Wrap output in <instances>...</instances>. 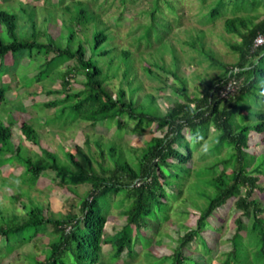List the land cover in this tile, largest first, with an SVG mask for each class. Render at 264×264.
<instances>
[{"label": "trees", "instance_id": "16d2710c", "mask_svg": "<svg viewBox=\"0 0 264 264\" xmlns=\"http://www.w3.org/2000/svg\"><path fill=\"white\" fill-rule=\"evenodd\" d=\"M32 1H19V13L15 5L14 11L2 7H12L8 0L0 2V32L4 30L7 35L5 39L0 34V80L7 76L15 82L12 85L7 79L0 86V171L6 163L17 160L23 172L12 173L17 177L13 184L20 182L26 188L10 196L21 211L10 212L11 207L0 206V236L5 239L0 245V262L38 233L48 232V249L42 259H34L37 264H112L124 252L132 257V263L145 264L133 260L139 258L136 255L143 247L155 259L153 263L147 258V264H211L210 255L201 256L214 249L208 234L215 228V217L221 219L218 225L222 232L225 218L218 215L219 210L233 203L241 215L235 218L232 248L222 264H263L264 150L253 152L250 135L262 133L259 144L264 146V101L252 111L246 98L251 94L253 99H264V45H254L255 38L264 34V0H202L206 8L202 12L209 11L210 21L231 7L235 14L225 19L224 27L239 40L229 42L238 57L234 63L223 62L212 51H205L198 46L201 41L188 42L211 66L221 68L198 92L190 91L188 78L179 70L175 47L168 40L176 25L166 24L165 15L176 12L181 20L183 17L174 0H151L139 11L147 20L139 21L138 27L128 32L130 38L123 45L116 37L128 20L123 22L120 14L114 24L107 23L103 11L109 0ZM119 1L123 8L137 3ZM53 26L58 27V33L52 31ZM169 46L173 49L171 67L165 60ZM34 55L43 56L40 66L21 76L20 63ZM8 56L11 61H7ZM69 60L73 63L64 65ZM140 60L144 73L161 83L158 94L169 90L161 94L169 100L164 110L156 94H140ZM78 75L83 76V83L74 88L71 85ZM232 75L240 78L239 89L222 96ZM169 76L171 83L167 82ZM114 78L119 79L116 94L109 87ZM54 81L60 86L52 87ZM36 84L43 87V92L56 96L50 101L32 99L29 103L38 110L42 106L55 109L46 125L50 121V126H62L63 121L68 123L66 126L75 122L116 126L111 140L103 142L101 135L95 139L100 160L78 147L75 152H67V162L62 163L51 149L28 154L22 144L13 142V126L20 122L24 136L40 144L34 123L22 117L28 109L24 98L39 94L33 89ZM10 91L14 98L8 97ZM152 125L158 133L144 145L126 144L125 133L144 132ZM212 129L220 134L209 141ZM205 142L207 148L200 150ZM196 151L199 157L211 155L213 159L205 164L204 173L190 180L196 173ZM49 172L54 173L57 186L78 195L72 205H77L78 211L70 208L53 212L29 196L30 187ZM80 185L85 186L83 192L75 189ZM24 194L26 202L20 200ZM185 206L194 207L197 217L193 224L183 222L181 226L182 221H172V211L180 212L177 219L182 220L191 213ZM113 208L123 218L121 227L108 234L106 225ZM170 224L181 226L177 244L172 253L155 256L153 248L164 245L165 238L172 235ZM194 242L201 244L200 253H187Z\"/></svg>", "mask_w": 264, "mask_h": 264}, {"label": "rangeland", "instance_id": "374dc122", "mask_svg": "<svg viewBox=\"0 0 264 264\" xmlns=\"http://www.w3.org/2000/svg\"><path fill=\"white\" fill-rule=\"evenodd\" d=\"M19 1H22L23 3L27 2L28 0H8L12 4V7L10 5L2 7L9 8L10 10L14 9L13 5H15L16 12L19 11L20 3ZM37 1V0H35ZM98 2H101L103 0H97ZM213 0H207V3H212ZM2 2V0H0ZM34 2V0L32 1ZM136 4L129 3L127 8H123L120 5L119 0H109L108 5L104 9L103 17L106 19L108 24H114L117 20V18L120 16V14L123 17V22L127 26H124L121 28V30L118 31L116 40L119 44L123 45L127 43L128 39L130 38L131 33H128L131 30H134L133 28H137L139 25V21H146L147 18L145 16H141L140 10H143L147 8L151 0H137ZM174 4L176 9L179 10L180 14H183L182 20L181 16L175 13H169L168 15H165L166 19L164 22L166 24H169L171 26L176 25L173 27L172 32L168 35V40L174 45L176 54L178 56L179 61V70L188 78V85L189 89L192 92H198L200 89L206 84V82L210 81L215 75L219 74L221 72V68L219 66H211L209 64V61L207 58H203L202 54H198V51L196 49H193V47H190L188 42H190L192 39H196L197 41H201V44L198 43V46H201L204 48L205 51H212V53L220 58L223 62L226 63H234L237 61V54L233 52L229 47L230 41H236L239 40V38L234 35V33L226 32L224 27V21L227 17L234 15L235 13L232 11L231 7L229 6V9L226 13H221L219 17L214 19V21H210L211 17L209 16V11H205L206 9L203 6L202 0H174ZM1 6V5H0ZM208 8V7H207ZM14 11V10H12ZM165 12H168L167 8H165ZM202 12V13H201ZM237 12V11H236ZM131 13H134L136 16L131 17ZM263 13V12H261ZM240 12L238 13V15ZM201 21H210V22H201ZM20 23L21 20L19 21ZM178 24V25H177ZM114 27V26H112ZM115 28V27H114ZM58 27L53 26L52 31L55 33H58ZM1 35L4 36L5 39H7V35L4 30L0 32ZM172 51L171 46L168 47L167 52L165 54V60L166 65L168 67H171L170 62L172 63ZM30 55L29 53H27ZM31 56V55H30ZM194 56L195 58H192ZM43 56L41 55H34L32 57L24 58L22 62L20 63V73L22 75L30 74L29 70L36 69L41 64V59ZM145 57H149L148 53H145ZM7 61H11V57H7ZM73 63L72 61L65 62L64 65H71ZM143 63V60H140L137 62V66L139 68L138 70V77L141 78L143 85L142 89L140 90V94L144 95L145 93H153L158 96V102L161 108L164 110L168 104L169 100L164 95H161L163 92L164 94H168L169 90H160L159 94L157 91V86L161 85V83L157 79H151L144 73L143 69H141V64ZM147 63V62H146ZM9 64V63H7ZM8 68V67H7ZM11 69V68H8ZM9 71V70H8ZM2 76V73H0V77ZM8 79L7 76H3V80H0V86L3 83H6V80ZM77 80H74L72 83V87L78 88L82 86L83 83V76L78 75L76 76ZM10 84H14L15 82L13 79H8ZM169 83H171L172 76H169L168 78ZM5 81V82H3ZM52 87H59L60 84L58 81H54L51 85ZM119 86V79L114 78L113 82L109 85L112 92L116 94V90ZM43 87L41 85H35L33 89L37 90L39 94H35V96L32 97H26L24 98V101L27 103L28 109L22 113V117L24 119H31L34 123V126L38 132V139L40 144H34L30 142L23 134V132L20 129V122L15 123L13 126V142L18 145L22 144L23 150H25L28 154L33 153H40L41 148H48L53 151H55L61 162L66 163L67 162V152H75L78 147H82L86 151L93 153L95 155V158L100 160V157L97 156V145L95 142V139L98 135H101L100 139L102 138L103 142H107L111 140L116 135V126L114 124H111L110 127H107L106 125H97L93 126L89 123L85 122H75L70 125H67L68 123H65L62 121V126H57L56 124L54 126H50L52 122H48L46 125L45 121L51 120V117L54 115L55 109L52 107H45L42 106L41 108L36 109L33 104H29L32 99H37L39 101H47V100H53L56 96L55 94H47L43 92ZM41 91V92H40ZM14 92L10 91L8 92V97L14 98ZM251 94L246 98L250 102L252 111H255L256 108L261 104V102L264 101V99L258 98V100L251 98ZM246 102V101H245ZM2 114H0V119H2ZM157 132L156 126L152 125L149 128H147L144 132H132V133H125L124 139L126 144L129 145V147H139L145 144V141L150 139L152 135H155ZM220 132L212 129V133L209 136V141L212 139H216L217 136H219ZM263 134L252 132L250 135V145L254 151H261L264 150V146L259 144V140L262 139ZM208 146V145H207ZM206 142L203 143L199 149L203 150L204 148H207ZM199 151V150H198ZM225 151L221 153V155L224 154ZM199 153H202L199 151ZM199 153L196 151L194 153L193 157V166L196 168V173L193 174V176L190 178V180H194L195 177L200 176L202 173L206 171V166L211 158V155H207L205 158L199 157ZM96 167L98 168V164L95 163ZM230 168H228L229 170ZM23 172V166L17 161L13 160V162L6 163V165H3L2 171H0V206L1 207H11L10 212H16L21 211L18 205L13 204L11 202V194L21 191L25 187L22 186L20 182L19 184H13V182L16 181L17 177L14 178V174L12 173H20ZM50 175L46 174L45 177H41L38 183L35 186L30 187L29 190V196L35 198L36 200L42 202V204L45 206V209H50L53 212L55 211H61V212H67L68 209H73L75 211H78V206L76 207L72 206L75 205L76 200L78 198V195L76 193H73L72 190H67L64 188H60L56 185L57 182H55V179H53L54 173L49 172ZM206 175V174H205ZM264 185V183H262ZM27 187V186H26ZM77 189L79 192H83L85 189L84 185L77 186ZM195 192V191H194ZM196 193V192H195ZM260 194V192H258ZM187 194L185 191L184 196ZM262 195V194H260ZM192 196H194L192 194ZM263 196V195H262ZM27 196L24 194V196H21L20 200L27 201ZM200 204L203 203V200H198ZM17 203V202H15ZM187 209H190L191 213L188 216L179 218L178 214L172 211V213L175 216H172L171 219L173 222L178 223L179 221H182L181 226L183 225V222L188 224H193L195 222V219L197 217V212L194 211V207L192 206H185ZM219 214L224 219V226L223 229H221L222 232L219 230L218 222H221L220 218L215 217V223L212 230H210L208 236L210 240V244L214 246L213 251L210 253H204L201 256L205 258L206 255H210L211 258V264H222V260L225 258L226 252L229 251L232 248L231 238L236 230V223L235 218L239 215H241V211L234 208L233 203L229 204L228 206H225L222 208V210H219ZM193 213H195L193 215ZM172 214V215H173ZM177 215V216H176ZM123 218V217H122ZM116 208H113L110 216L109 221L106 225V231L108 234H113L116 230L121 227V220L122 219ZM181 226H177L175 224H170L169 228L172 230L171 237L165 238L164 245L160 247L153 248V252L155 256H161L162 254H170L173 252V249L175 247L176 238L178 236V229ZM185 231L183 229L181 232ZM207 231V230H206ZM205 231V232H206ZM150 230L147 231V234H150ZM207 233V232H206ZM218 236V238H217ZM36 238H39L36 240ZM36 238L33 240L24 243L22 246L16 247L13 251L12 255L9 257H6L3 261L0 262V264H37V262H34V259L40 260L44 257V253L48 249V240L50 239V235L48 232H42L38 233L36 235ZM214 238H217L216 241H214ZM37 243V245H36ZM145 244V242H143ZM5 244V239L0 236V245ZM196 248H195V247ZM105 249H108L107 245H105ZM200 249H202V246L200 243L194 242L190 245L188 249H186L187 253L193 254V253H200ZM6 251V250H5ZM149 249L143 247V251H139V253L136 256H139L138 259L133 258V260L137 262H144L147 264V258L151 259L152 262H155V259L151 258V255L148 253ZM127 253L124 252L122 255L118 256L112 264H135L130 261L132 257L127 256ZM205 255V256H204ZM139 262V263H140ZM264 264V261H263Z\"/></svg>", "mask_w": 264, "mask_h": 264}, {"label": "built area", "instance_id": "2783aa9c", "mask_svg": "<svg viewBox=\"0 0 264 264\" xmlns=\"http://www.w3.org/2000/svg\"><path fill=\"white\" fill-rule=\"evenodd\" d=\"M255 46L264 45V34H259L254 41ZM237 69H234L236 71ZM240 78L236 77L235 75L230 76L227 83H225L224 88L221 91L222 96H226L227 94H234L238 91L240 86Z\"/></svg>", "mask_w": 264, "mask_h": 264}]
</instances>
